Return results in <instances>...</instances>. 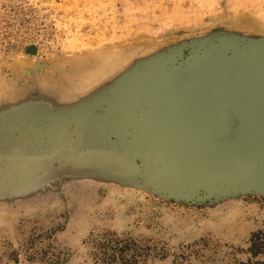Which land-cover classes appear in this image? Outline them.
I'll return each instance as SVG.
<instances>
[{
	"label": "rangeland",
	"instance_id": "1",
	"mask_svg": "<svg viewBox=\"0 0 264 264\" xmlns=\"http://www.w3.org/2000/svg\"><path fill=\"white\" fill-rule=\"evenodd\" d=\"M246 56L264 0H0V264H264V169L201 186L153 144Z\"/></svg>",
	"mask_w": 264,
	"mask_h": 264
},
{
	"label": "water",
	"instance_id": "2",
	"mask_svg": "<svg viewBox=\"0 0 264 264\" xmlns=\"http://www.w3.org/2000/svg\"><path fill=\"white\" fill-rule=\"evenodd\" d=\"M238 59L206 78L203 96L183 91L158 116L157 125L161 117L164 122L163 132L158 128L153 136L157 152L193 184L207 186L221 176L233 181L253 167L264 169V58Z\"/></svg>",
	"mask_w": 264,
	"mask_h": 264
},
{
	"label": "trees",
	"instance_id": "3",
	"mask_svg": "<svg viewBox=\"0 0 264 264\" xmlns=\"http://www.w3.org/2000/svg\"><path fill=\"white\" fill-rule=\"evenodd\" d=\"M110 242L111 241H107V242H103L102 243V247L104 248V252H106L107 251V247H110ZM125 248H126V245L123 247L122 246V248H118V250H119V252H120V254L125 250ZM114 249L116 250L117 249V247H114ZM103 261H107V262H111V261H113V260H116V257L112 254V257H106V256H103ZM120 259H124V264H132L133 263V259H132V257H130V258H128V259H126L125 257H120Z\"/></svg>",
	"mask_w": 264,
	"mask_h": 264
}]
</instances>
